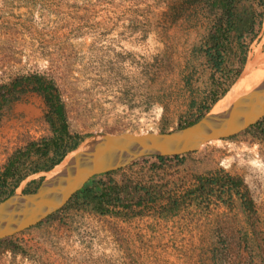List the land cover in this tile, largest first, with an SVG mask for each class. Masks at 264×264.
Instances as JSON below:
<instances>
[{"label":"rangeland","instance_id":"rangeland-1","mask_svg":"<svg viewBox=\"0 0 264 264\" xmlns=\"http://www.w3.org/2000/svg\"><path fill=\"white\" fill-rule=\"evenodd\" d=\"M170 1L0 0V85L32 74L51 80L68 134L80 137V144L104 135L185 127L197 106L188 108L180 71L197 36L162 15ZM262 22L232 85L249 54H263ZM163 27L170 29L165 43L156 32ZM193 66L191 93L199 101L209 74L200 59ZM46 115L35 92L0 110V170L15 149L51 137ZM182 164L168 169L165 180L190 183L185 174L196 164V171L220 169L241 180L250 206L210 199L160 217L156 208L138 216H99L64 205L49 219L0 240V264H210L214 248L227 264H264V134L250 129L204 144ZM137 171L133 167L130 177ZM48 172L28 177L44 181Z\"/></svg>","mask_w":264,"mask_h":264},{"label":"trees","instance_id":"trees-1","mask_svg":"<svg viewBox=\"0 0 264 264\" xmlns=\"http://www.w3.org/2000/svg\"><path fill=\"white\" fill-rule=\"evenodd\" d=\"M168 4L162 15L179 23V30L197 36V43L192 45L180 71L183 88L189 94L188 108L197 106L194 119L185 124L190 125L227 93L239 75L248 45L261 27L264 0H173ZM169 30L163 27L156 31L163 43L169 40ZM198 59L204 71H208L209 82H206V94L196 101L191 92L193 78L197 76L193 62ZM25 92H35L42 97L47 107L45 122L51 137L29 142L9 155L0 170V202L13 195L19 183L28 176L48 172L59 165L81 142L80 137L68 134L63 104L57 97L56 87L43 75L21 76L9 84L0 85V110ZM262 122L263 119L259 120L244 132L255 129L264 134ZM194 153L196 151L175 156L144 157L123 168L95 176L63 208L72 206L99 216H120L128 212L131 216H138L156 208L158 216L171 217L181 208L208 204L210 199L222 203L236 199L239 204L250 206L251 202L245 195L247 192L241 188V180L220 169L196 171V164L185 174L190 183L184 184L185 180L176 186L178 180H165L168 169L175 167L178 170ZM133 167L138 171L133 172L135 177H130ZM125 169L129 174L123 173L117 180L112 178ZM40 181L42 178L32 192ZM207 260L210 264L228 263L226 256L217 248Z\"/></svg>","mask_w":264,"mask_h":264},{"label":"water","instance_id":"water-1","mask_svg":"<svg viewBox=\"0 0 264 264\" xmlns=\"http://www.w3.org/2000/svg\"><path fill=\"white\" fill-rule=\"evenodd\" d=\"M206 115V114H205ZM166 133L104 135L56 179L43 184L13 211L0 210V240L31 228L61 209L91 178L150 156H175L245 131L264 116V76L237 108ZM3 202V201H2ZM0 202V203H2Z\"/></svg>","mask_w":264,"mask_h":264},{"label":"bare ground","instance_id":"bare-ground-1","mask_svg":"<svg viewBox=\"0 0 264 264\" xmlns=\"http://www.w3.org/2000/svg\"><path fill=\"white\" fill-rule=\"evenodd\" d=\"M261 32L263 35L261 42L264 45V18L262 22ZM257 47H259V45ZM263 76L264 51L262 55H252V53L249 54L248 60L239 79L234 85L230 87L227 93L212 106L210 111L207 113L205 119L213 120L216 116L220 115L221 113L240 106L243 101V97L250 91H252L257 85H259ZM97 141L98 140L96 139L86 140L85 142L82 141L83 143L80 144V146L76 150L67 154L59 165H57L50 172L47 173V178L43 181V184H46L56 179L67 168L73 165L79 157L89 153L95 146ZM25 200L26 197L24 195L13 194L7 199H5L2 203H0V210L5 212L16 210L25 202Z\"/></svg>","mask_w":264,"mask_h":264},{"label":"crops","instance_id":"crops-1","mask_svg":"<svg viewBox=\"0 0 264 264\" xmlns=\"http://www.w3.org/2000/svg\"><path fill=\"white\" fill-rule=\"evenodd\" d=\"M34 175L42 176V173H38V174H34ZM37 177H27V178H25L24 180H22L19 183V185L14 190V192L18 189L21 195H22L23 192L26 193V194L32 193V191H33L32 189H34V187L37 185L38 180H39V179H36ZM39 178H41V177H39ZM41 182L42 181L39 182L38 186L40 185Z\"/></svg>","mask_w":264,"mask_h":264}]
</instances>
